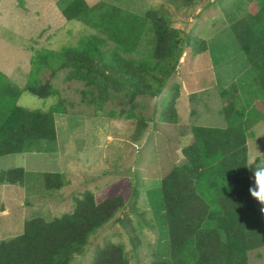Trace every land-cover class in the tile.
Listing matches in <instances>:
<instances>
[{
	"label": "rangeland",
	"instance_id": "obj_1",
	"mask_svg": "<svg viewBox=\"0 0 264 264\" xmlns=\"http://www.w3.org/2000/svg\"><path fill=\"white\" fill-rule=\"evenodd\" d=\"M72 1L0 0V72L6 74L12 84L24 89L33 68L32 60L38 52L76 48L83 38L94 34L104 37L84 20H66L61 8ZM84 1L92 8L99 3V0ZM103 3L107 8L115 6L139 15L150 9H160L173 27L189 31L186 36L182 34L185 39H209L208 55L198 60L191 59L195 54L191 47L188 48L189 57L185 65L179 66L180 74L193 71L194 82L204 74L197 83L211 97L219 91L223 92L222 100L236 96L248 135V171L254 187L252 170L264 167V102L262 91L254 82L255 73L230 29L232 22L246 14L250 2L201 1L192 10L173 6L166 0H105ZM254 3L259 5L260 0ZM199 7L205 10L197 18L195 27L198 25L199 28L194 29L191 28L193 23L189 22ZM215 9L223 18L219 17L220 22L214 26ZM200 31L207 36L198 38ZM114 45L108 41L104 50L112 49ZM146 55L150 57L151 52L148 54L142 46L140 54L126 57L142 61ZM184 57L181 53L179 62ZM40 73L39 84L48 85L55 95L43 99L23 91L17 105L30 111L48 112L61 100L66 114L54 115L57 140L37 143L34 147L40 152L28 159L36 173L25 174V180L30 182L37 178L38 181L34 180L36 183L31 187L26 183L15 187L0 185V241L21 235L27 220L52 221L71 214L75 200L85 192H91L97 203L121 196L125 205L90 237L85 255L76 256L71 264H91L95 253L107 243L122 245L128 264L164 260L168 257L169 239L161 202V180L174 166L185 163L182 149L194 142L188 122L176 126L160 120L175 85H180L177 70L158 98L138 95L134 100L125 95V91L112 90H108L104 98L97 88L87 87L77 80H66L68 70L52 74L51 69L45 68ZM178 92L180 95L181 89ZM193 94L188 103L193 113L190 117L201 118L203 114L205 118L201 120L217 118L211 104L197 106L195 101L201 99V93L196 90ZM140 119L147 127L137 134ZM53 154L55 156L51 157ZM15 158L18 156L2 157L0 167L13 169L23 163L18 164ZM43 169L45 173L63 174L66 185L56 192L47 191L42 174L38 172ZM248 264H264V247L248 253Z\"/></svg>",
	"mask_w": 264,
	"mask_h": 264
},
{
	"label": "trees",
	"instance_id": "obj_2",
	"mask_svg": "<svg viewBox=\"0 0 264 264\" xmlns=\"http://www.w3.org/2000/svg\"><path fill=\"white\" fill-rule=\"evenodd\" d=\"M104 1L92 8L84 0H73L61 8L66 20H84L104 37L94 34L76 48L38 52L24 89L0 72V158L40 152L35 149L37 143L57 140L54 115L66 114L63 101L48 112L17 105L23 91L43 99L55 95L48 85L39 84L43 69H51L52 74L68 70L66 80L97 88L104 98L108 90L125 91L132 100L138 95L158 98L185 49L191 47L195 55L207 50L205 40L185 39L160 9L139 15L115 6L107 8ZM166 1L192 10L209 0ZM244 1L250 2L247 12L230 29L255 73L264 101V0L259 5L256 0ZM108 41L115 45L104 50ZM142 46L151 52L150 57L142 61L126 57L140 54ZM175 86L160 114V120L170 125L178 123L176 102L181 86ZM235 97L230 95L222 110L229 127H192L194 142L182 149L185 163L174 166L161 180L169 252L164 260L150 264H248V253L264 247V204L249 191L248 135ZM146 127L138 120L137 134ZM25 174L23 168L0 169V185H24ZM42 178L47 191L66 185L61 173H45ZM75 201L71 214L52 221L27 220L21 235L0 241V264H71L76 256L85 255L90 237L125 205L121 196L97 203L91 192ZM91 264H128V259L122 245L107 243Z\"/></svg>",
	"mask_w": 264,
	"mask_h": 264
},
{
	"label": "crops",
	"instance_id": "obj_3",
	"mask_svg": "<svg viewBox=\"0 0 264 264\" xmlns=\"http://www.w3.org/2000/svg\"><path fill=\"white\" fill-rule=\"evenodd\" d=\"M204 10L205 9H203L202 7H199L198 9L195 10V13L193 14L194 19L190 20V22H189V23H193L191 25L192 26L191 28H193V27H194V29H198L199 28V27H197L198 25L195 27V24L197 22V18L199 16V14L202 13ZM215 11H216V14H215V16L213 17V20H212L214 26H215V23L220 22V21H218L219 17L223 18L222 15L217 14V10L216 9H215ZM223 21H225V20L223 19ZM175 28L179 29L178 27H175ZM187 28L188 27H186V29ZM179 30L185 35L189 34V31L187 32V30H182V29H179ZM198 32L199 31H197L196 34ZM200 32H201L200 33L201 36L198 35V38H202V37L207 36L205 34H202V31H200ZM208 40L209 39H206L205 41L207 42ZM208 48H209V42L207 43V50H208ZM188 50H189L188 48L184 50V52L182 53V55L185 56L184 60L181 59L180 62L178 63L177 68H176L178 81H179L180 86H181L180 87L181 94L179 95V97L177 99V102H176V109H177V113H178V123L174 124V125L179 126L180 123H182V125H184V122H188L189 133H192V127H194V126H199V127H204V128H217V127H219L218 129H225V128L229 127L230 124L225 120L224 115H223V111H222L223 110V106H224L225 102L227 101V99L226 100L225 99L224 100L221 99V95L223 94V92L221 93L219 91L218 94L216 93V96H212V97H214V98H212L210 94H205V92L207 90L202 88L197 83L199 78H200V80L203 79V77L205 76L204 74L198 76L197 77L198 80H196L195 82H194V79L196 77H195V74L193 73V71H185L184 74H180L179 66L180 65H185L187 63V58L189 57L188 56V54H189ZM207 50L202 52V53H199V54L193 56L191 59H193L195 57L196 60H198L203 55H208L207 54ZM191 52H192V50H191ZM210 67H212L211 64H210ZM192 82H194V83H192ZM254 82H256V79L254 80ZM227 85L229 86L230 84H227ZM190 88H195L202 95L201 99L199 101H195V102H197V106L199 107V105L201 104V107H202L205 104H211L210 106H211V108H213V110H215V114H216L217 118H214V120H213L212 118L207 117L206 121L205 120H201V119L205 118V116H203V114H202L201 118H199V117H197V118L190 117V114L193 115V113L189 110L188 103L193 99V97H194L193 92L196 91V90H191ZM262 102H264V101L262 100ZM198 107L196 108V110L199 112ZM185 111H186V113H185ZM199 113H201V111ZM182 114L184 115V119L183 120H181ZM193 119H194V121H193V123H191V120H193ZM211 120H213V121H211ZM245 120H246V118H245ZM34 153L35 152L13 155V156H18V158H15L16 162L18 164H21V162H23L21 165H17L15 168H23L24 171L26 172V174H28L29 172L30 173H36L35 169L33 170V168H32L31 162L28 160L29 158L33 157L32 154H34ZM53 156H55V154H53L51 157H53ZM249 161H250V159H249ZM52 166H53V164H52ZM54 167H56V166H53V168ZM0 169H4V170L6 169L7 170V169H10V168L9 167H6V168L0 167ZM38 172L40 174L45 173L44 169H43V171L39 170ZM54 173H59V172L54 171ZM34 180L38 181L37 178H32V180L30 182H26L25 181V183L27 185L26 184H24V185H26L28 187L29 184H30L29 187H31V185L36 183V181L33 183ZM7 185H9V184H7ZM10 186L11 187H15L16 185H10Z\"/></svg>",
	"mask_w": 264,
	"mask_h": 264
},
{
	"label": "clouds",
	"instance_id": "obj_4",
	"mask_svg": "<svg viewBox=\"0 0 264 264\" xmlns=\"http://www.w3.org/2000/svg\"><path fill=\"white\" fill-rule=\"evenodd\" d=\"M254 187L250 188V194L256 200L264 204V167H256L252 170Z\"/></svg>",
	"mask_w": 264,
	"mask_h": 264
}]
</instances>
